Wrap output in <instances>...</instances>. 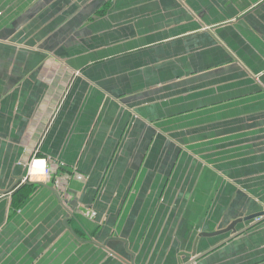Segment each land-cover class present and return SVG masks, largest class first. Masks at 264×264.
Masks as SVG:
<instances>
[{
  "label": "crops",
  "instance_id": "0c3cea01",
  "mask_svg": "<svg viewBox=\"0 0 264 264\" xmlns=\"http://www.w3.org/2000/svg\"><path fill=\"white\" fill-rule=\"evenodd\" d=\"M263 212L264 0H0V264H264Z\"/></svg>",
  "mask_w": 264,
  "mask_h": 264
},
{
  "label": "water",
  "instance_id": "95a60500",
  "mask_svg": "<svg viewBox=\"0 0 264 264\" xmlns=\"http://www.w3.org/2000/svg\"><path fill=\"white\" fill-rule=\"evenodd\" d=\"M259 219V221H258ZM251 220H256V223L253 224L252 227L246 229L245 231L243 232H240L238 233L236 230H235V226L237 225L238 222L240 221H251ZM261 222H264V212L261 213V214H257V215H254V216H251V217H247V218H244V219H240V220H237L235 221L228 229L224 230V231H221L222 233H233L231 238H236L240 235H242L243 233H245L246 231H248L249 229L259 225ZM220 232H217V233H214V234H203L200 238H213L215 237L216 235H218ZM198 242H199V238L197 239V242H196V246H195V251H194V254L193 256L196 257V249H197V245H198Z\"/></svg>",
  "mask_w": 264,
  "mask_h": 264
},
{
  "label": "trees",
  "instance_id": "16d2710c",
  "mask_svg": "<svg viewBox=\"0 0 264 264\" xmlns=\"http://www.w3.org/2000/svg\"><path fill=\"white\" fill-rule=\"evenodd\" d=\"M36 185H25L15 192L14 204L18 207L24 206L33 195Z\"/></svg>",
  "mask_w": 264,
  "mask_h": 264
},
{
  "label": "built area",
  "instance_id": "2783aa9c",
  "mask_svg": "<svg viewBox=\"0 0 264 264\" xmlns=\"http://www.w3.org/2000/svg\"><path fill=\"white\" fill-rule=\"evenodd\" d=\"M36 166H39V167H40L39 171H40V173H41L42 175H45V176H47V177H50V176H51V174H52V170L48 167L47 162H46L45 160H33V162L31 163V167H32L34 170H36V169H35ZM77 178H78L79 180H81V181L85 179V178H84L83 176H81V175H78ZM258 221H259V219H258Z\"/></svg>",
  "mask_w": 264,
  "mask_h": 264
}]
</instances>
